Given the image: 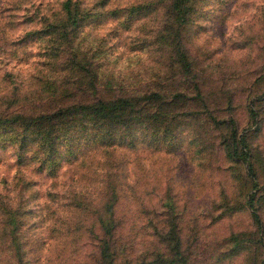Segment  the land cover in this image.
I'll use <instances>...</instances> for the list:
<instances>
[{"label": "rangeland", "instance_id": "374dc122", "mask_svg": "<svg viewBox=\"0 0 264 264\" xmlns=\"http://www.w3.org/2000/svg\"><path fill=\"white\" fill-rule=\"evenodd\" d=\"M63 1L0 0V112L62 102L32 31ZM78 1L100 90L128 88L145 123L54 175L0 137V264H105V239L120 264H264V0H190L180 25L170 0Z\"/></svg>", "mask_w": 264, "mask_h": 264}, {"label": "trees", "instance_id": "16d2710c", "mask_svg": "<svg viewBox=\"0 0 264 264\" xmlns=\"http://www.w3.org/2000/svg\"><path fill=\"white\" fill-rule=\"evenodd\" d=\"M190 3V0H170V8L177 14V25L186 19ZM102 4L105 5L106 0ZM90 15L91 11L83 8L78 0H64L59 15L53 14L44 21L43 28L32 31L40 37L54 39L51 48V56L55 59L53 65L65 69L67 76L64 85L50 90V97L56 95L55 90L62 91V102L53 110L28 112L24 108L29 103L25 102L11 112H0V137L6 136L16 145L21 163L40 159L38 171L48 175L57 174L66 161L71 165L80 162L92 150L133 147L135 125L145 123L143 111L134 110L137 104L128 88L118 89L124 93L117 94L115 87L102 84L100 90V62L94 53L89 52L91 46L77 42L83 31V22ZM173 30L175 41L179 26ZM70 83L78 85L83 98H68L76 94L72 85L68 86ZM145 96L157 100L161 98V92L154 91ZM103 246V262L120 264L117 262L118 252L110 250L109 240L105 239Z\"/></svg>", "mask_w": 264, "mask_h": 264}]
</instances>
